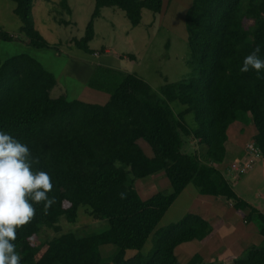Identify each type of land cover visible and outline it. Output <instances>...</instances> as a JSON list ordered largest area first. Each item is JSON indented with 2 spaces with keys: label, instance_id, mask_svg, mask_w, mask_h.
Instances as JSON below:
<instances>
[{
  "label": "trees",
  "instance_id": "1",
  "mask_svg": "<svg viewBox=\"0 0 264 264\" xmlns=\"http://www.w3.org/2000/svg\"><path fill=\"white\" fill-rule=\"evenodd\" d=\"M11 1L29 45L50 47L35 28V0ZM95 1L92 19L103 8H118L133 27L141 25L144 10L158 15L165 11L164 0ZM60 3L71 13L67 0ZM185 28L195 77L166 81L156 92L135 74L100 65L89 87L108 95L105 104L70 101L64 92L54 97L56 77L27 54L0 59V131L39 158L33 170L50 175L53 189L48 195L56 198L47 214L43 203L35 205V218L17 229L20 264H110L101 254L107 245L118 249L111 264H181L177 247L204 240L212 231L210 224L187 214L178 223L157 228L191 184L202 195H224L237 209L246 207L247 221L264 236V215L240 199L218 169L227 157V131L237 120L255 126L254 142L264 161V70L240 71L257 46L264 59V0H194ZM94 38L92 20L85 35L73 40L74 47L92 55ZM1 41L15 37L0 29ZM174 102L185 110L176 113ZM191 141L197 142L199 153L186 150ZM160 172L173 191L143 200L136 182ZM82 207L108 221V229L85 236L64 232L62 220L76 224ZM45 230L54 236L38 257L30 240ZM151 238L152 248L144 254ZM238 264H264V250H253Z\"/></svg>",
  "mask_w": 264,
  "mask_h": 264
},
{
  "label": "rangeland",
  "instance_id": "2",
  "mask_svg": "<svg viewBox=\"0 0 264 264\" xmlns=\"http://www.w3.org/2000/svg\"><path fill=\"white\" fill-rule=\"evenodd\" d=\"M193 1L164 0L163 14L144 10L141 25L133 27L125 13L118 8H103L100 16L92 19L96 9L95 0H67L71 13L61 5V0H35V28L51 45L35 48L29 45L27 38L21 33V21L14 12L16 4L11 0H0V29L15 37L13 42H0V59L5 62L19 54H27L36 59L48 71L56 74L58 79L60 77L58 87L52 92L54 97H59L64 92L72 100L107 103V94L89 87V81L100 65L135 74L158 92L167 82L178 83L197 75L190 67L193 58L185 28V15ZM92 20L96 36L90 43V48L94 54L86 55L74 47L73 40L85 35L87 25ZM64 21L68 22L67 25ZM55 46H58V50ZM131 56L135 57L134 60ZM172 106L178 111L181 105L174 102ZM246 152L248 154L247 150ZM161 175L169 183L164 172L156 174V177ZM168 188L170 189V183ZM61 226L64 232L70 230L79 236H85L107 230L109 223L90 216L85 207H82L76 224L62 220ZM163 227L165 226L159 225V229ZM53 236V231L45 230L41 236L30 240L31 247L38 251V257L46 251L48 240ZM151 247L152 238L146 244V248Z\"/></svg>",
  "mask_w": 264,
  "mask_h": 264
},
{
  "label": "crops",
  "instance_id": "3",
  "mask_svg": "<svg viewBox=\"0 0 264 264\" xmlns=\"http://www.w3.org/2000/svg\"><path fill=\"white\" fill-rule=\"evenodd\" d=\"M55 48L58 50V46ZM105 54L108 53L105 52ZM52 74L59 83L60 77L58 79L56 74ZM184 110V107L180 106L176 113ZM185 118L189 126L194 127L192 117L187 115ZM256 133V128L252 123L243 120L234 122L227 131L226 160L220 166H216L222 173L224 172L235 194L264 215V161L262 156L257 158L253 169L244 175L236 176L230 169L234 161L240 164L242 159L248 157L247 145L254 141ZM186 150L199 153L200 148L197 142L191 141ZM169 183L162 175L158 177L153 175L137 181L135 186L140 197L148 200L160 192L171 193L173 189L171 183L170 189L168 188ZM187 214L197 215L207 221L212 231L202 241L195 240L177 247L175 255L181 264H238L239 261L246 260L253 250H264V236L253 222L247 221L248 209L246 207L237 209L235 202H230L224 195H202L191 184L178 197L159 225L166 227L178 223ZM151 248H146L145 245L143 253L147 254ZM102 250L103 261L111 264L118 249L113 245H107L101 247V254ZM111 255H113L112 258Z\"/></svg>",
  "mask_w": 264,
  "mask_h": 264
},
{
  "label": "clouds",
  "instance_id": "4",
  "mask_svg": "<svg viewBox=\"0 0 264 264\" xmlns=\"http://www.w3.org/2000/svg\"><path fill=\"white\" fill-rule=\"evenodd\" d=\"M260 51L257 46L244 58L241 72L264 70ZM39 163L27 145L0 131V264H20L21 255L14 243L17 229L35 218V205L43 203V212L47 214L56 203V198L48 195L53 189L50 175L33 170V165ZM120 197L125 199L126 194L120 193Z\"/></svg>",
  "mask_w": 264,
  "mask_h": 264
},
{
  "label": "built area",
  "instance_id": "5",
  "mask_svg": "<svg viewBox=\"0 0 264 264\" xmlns=\"http://www.w3.org/2000/svg\"><path fill=\"white\" fill-rule=\"evenodd\" d=\"M247 151L248 157L242 159L240 164L238 161H234L230 167L231 171L236 176L244 175L253 169L257 158L261 155V152L254 141L247 145Z\"/></svg>",
  "mask_w": 264,
  "mask_h": 264
}]
</instances>
